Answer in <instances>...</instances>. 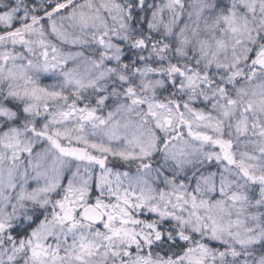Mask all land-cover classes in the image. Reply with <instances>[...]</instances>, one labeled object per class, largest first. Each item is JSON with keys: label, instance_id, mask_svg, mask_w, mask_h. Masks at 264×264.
Returning a JSON list of instances; mask_svg holds the SVG:
<instances>
[{"label": "snow or ice", "instance_id": "6c2138e0", "mask_svg": "<svg viewBox=\"0 0 264 264\" xmlns=\"http://www.w3.org/2000/svg\"><path fill=\"white\" fill-rule=\"evenodd\" d=\"M0 264H264V0H0Z\"/></svg>", "mask_w": 264, "mask_h": 264}]
</instances>
